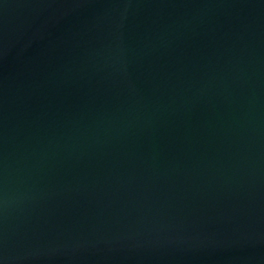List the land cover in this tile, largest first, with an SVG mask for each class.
I'll return each mask as SVG.
<instances>
[{
	"label": "water",
	"instance_id": "1",
	"mask_svg": "<svg viewBox=\"0 0 264 264\" xmlns=\"http://www.w3.org/2000/svg\"><path fill=\"white\" fill-rule=\"evenodd\" d=\"M0 264H264V0H0Z\"/></svg>",
	"mask_w": 264,
	"mask_h": 264
}]
</instances>
